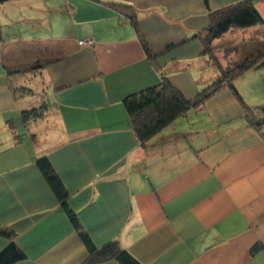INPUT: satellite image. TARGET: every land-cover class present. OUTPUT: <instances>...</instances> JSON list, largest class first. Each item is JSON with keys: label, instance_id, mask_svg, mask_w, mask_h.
<instances>
[{"label": "crops", "instance_id": "obj_1", "mask_svg": "<svg viewBox=\"0 0 264 264\" xmlns=\"http://www.w3.org/2000/svg\"><path fill=\"white\" fill-rule=\"evenodd\" d=\"M207 1L0 4V225L26 255L13 264H84L89 255L42 156L99 246L118 240L142 264H264V121H250L225 86L142 145L125 106L163 73L188 98L218 77L197 34L210 9L242 0ZM255 6L264 18V0ZM225 43L238 47L234 60L262 51L264 24L214 46ZM235 83L254 120L264 118V58ZM34 108L41 116L25 122ZM9 241L0 234V252Z\"/></svg>", "mask_w": 264, "mask_h": 264}, {"label": "trees", "instance_id": "obj_2", "mask_svg": "<svg viewBox=\"0 0 264 264\" xmlns=\"http://www.w3.org/2000/svg\"><path fill=\"white\" fill-rule=\"evenodd\" d=\"M7 0H0V4ZM208 4V1L206 0ZM210 24L198 32L205 52L210 55L211 62L219 71L218 77L198 95L193 98L186 97L169 79L166 73L161 74L159 84L128 96L125 106L130 116L133 129L138 141L145 145L164 128L171 125L178 118L186 115L191 109L199 108L211 95L225 86H229L244 103L246 116L256 125H261L264 118L254 120L253 109L243 101L239 95L235 80L247 69L264 58V49L241 60H234L238 47L225 43L221 50L214 46V41L222 39L226 33L237 28H248L264 24V18L255 6V0H242L231 5L209 12ZM132 23L139 32L136 18L131 16ZM144 48L150 57L147 41L142 38ZM25 122L31 118L41 116V110L34 108L23 112ZM37 164L56 194L61 206L64 208L74 227L88 249V257L84 264H99L116 260L122 264H142L128 250L123 248L118 240H110L99 246L82 225L77 212L70 206V193L62 178L55 169L48 156H42ZM0 234L10 239L6 247L0 252V264H13L23 260L26 255L13 240L14 233L0 225Z\"/></svg>", "mask_w": 264, "mask_h": 264}, {"label": "built area", "instance_id": "obj_3", "mask_svg": "<svg viewBox=\"0 0 264 264\" xmlns=\"http://www.w3.org/2000/svg\"><path fill=\"white\" fill-rule=\"evenodd\" d=\"M80 45H89V46H92V45H94V40L93 39H90V40L80 41Z\"/></svg>", "mask_w": 264, "mask_h": 264}, {"label": "rangeland", "instance_id": "obj_4", "mask_svg": "<svg viewBox=\"0 0 264 264\" xmlns=\"http://www.w3.org/2000/svg\"><path fill=\"white\" fill-rule=\"evenodd\" d=\"M251 39V42H254L255 41V38H252L251 36L249 37ZM225 48V47H222L221 50Z\"/></svg>", "mask_w": 264, "mask_h": 264}]
</instances>
